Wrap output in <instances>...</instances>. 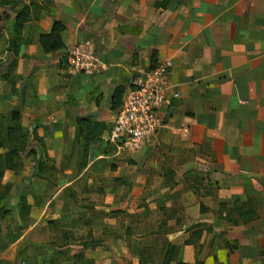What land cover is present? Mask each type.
I'll list each match as a JSON object with an SVG mask.
<instances>
[{"label": "crops", "instance_id": "0c3cea01", "mask_svg": "<svg viewBox=\"0 0 264 264\" xmlns=\"http://www.w3.org/2000/svg\"><path fill=\"white\" fill-rule=\"evenodd\" d=\"M37 3L48 7L38 24L44 33L54 21L66 25L64 50L43 52L39 36L18 50L28 71L22 87L48 88L36 101L28 90L24 102L23 93L24 106H50L63 133L54 138L61 140L58 145L44 138L51 141L50 153L64 151V137L81 141L78 119L107 125L98 135L106 139L115 89H129L135 66L171 61L168 82L179 97L162 112L164 127L154 142L131 155L137 165L128 166L119 154L107 162L110 155L83 143L89 158L62 184L67 194L38 198L31 215L36 221L13 244L46 239L38 234L42 225L37 227L48 214L49 224L65 231L66 247L76 244L71 239L76 231L89 234L79 246L84 264H158L156 253L166 261L169 245L178 248L170 264H264V0ZM88 38L99 59L95 72L67 74L62 64L67 50ZM83 181L84 193L78 194L74 190ZM105 232L116 235L105 241ZM104 243L111 258L94 245Z\"/></svg>", "mask_w": 264, "mask_h": 264}, {"label": "rangeland", "instance_id": "374dc122", "mask_svg": "<svg viewBox=\"0 0 264 264\" xmlns=\"http://www.w3.org/2000/svg\"><path fill=\"white\" fill-rule=\"evenodd\" d=\"M32 2L38 4V0H0V17H3L4 24V29L0 36V155L16 147L23 146L25 150L14 161L17 165V170L2 168L4 169V177L0 182V195H7L8 197H5L3 204L9 210V214L2 223L0 231V264H84V247L80 248L79 246H83L84 244L82 243L90 240L88 237L89 234L81 230H78V232L76 231V235L73 234L71 238L76 244L69 245L70 248L66 247L62 242L65 231L61 230L62 228L59 230L58 226H51L49 221H53V218L48 214H45L40 219V224L37 227V231H40L39 227L42 225V230L38 234L45 235L46 239L40 238L41 242L36 243V241H34L35 243L32 242L33 245H27L24 240L17 242V245L13 244L20 239V231L24 232L25 229L36 221L34 220L35 215H31L39 204L38 201L42 200L45 202L48 198L60 191L61 197L66 195L68 188L61 190L62 184L80 173L81 168H78L79 165L84 159L89 158V153L85 152L83 148V143H85L83 138L77 143L72 141L71 138L68 139L64 137V151L61 153L59 151L50 153L47 150V144H51V141L46 144L44 138L53 139V143L58 145L61 143V140H54V138L57 134H63L62 131H57L60 127L58 123L54 121L50 106L49 108L45 106L40 109L36 108L35 110L28 108V106L25 107L22 102L21 95L23 93L25 94L24 102H27L26 95L28 94V90L31 91L28 98H34L36 101L37 95H41L42 90L44 92V90L48 89L42 87L39 89V87L37 88L38 90H36V87L31 86V84L22 87L23 83L21 82L24 81L28 75L26 63L20 60L23 57H19V52L14 54L16 48L14 49L10 44L13 37L11 25L15 12L24 6L30 5ZM46 9H48V7H41L39 5L30 9L31 18L23 27V29L26 28V31H28L29 36L25 42L22 38L24 34V30L22 29L19 42L24 48L27 44L32 43L31 38L35 40L37 36L40 37V35L44 33L43 27L38 24L40 23L41 15ZM89 39L91 38L81 40ZM26 48H29V46ZM62 64L67 74L72 76L78 75V73H69V67L67 68V55H65ZM70 69L74 68L70 67ZM34 75L33 72L31 78L34 77ZM15 112L20 114V120L17 123L14 121ZM14 127L17 128V141L10 142L7 131L9 128ZM34 132L44 140L43 145L30 137V134ZM90 145H93L96 149L102 150L101 153L105 152V154L110 155L111 158H109L107 162L112 163L117 160V158L119 159L117 148L107 142L105 138H100V140H96ZM116 153L117 156L114 157ZM119 156L123 158L121 160L127 163L128 166L137 165V161L132 159L131 154L124 153L119 154ZM39 163H42V167ZM70 170H73V174H70ZM130 171H132V169H129V172ZM84 181L82 185L78 186V189L74 190L75 192L78 191V194L84 193ZM99 182H102V180H99L97 183ZM39 184H42V190H40ZM7 186H10V188ZM96 191L102 193L100 185H96ZM126 192L132 193V190L130 191L127 185ZM21 195L26 196L28 204L32 203L29 213H26V210H23V212L21 211V213L19 210L20 198L18 197ZM104 201V198L98 197L96 202L104 205ZM112 234L116 235L115 233L105 232L103 234L104 238L102 239L106 241ZM36 236L34 238H36ZM97 237H99V235L93 237V242L96 241L95 238ZM94 245H101L98 249L103 250L104 255L111 258L112 250L109 244ZM94 249L97 250L95 246ZM89 253H92V251H89ZM156 256L158 257V264H165L163 259L160 258V260H158L160 257L159 252L156 253ZM179 263L180 262L177 264Z\"/></svg>", "mask_w": 264, "mask_h": 264}, {"label": "built area", "instance_id": "2783aa9c", "mask_svg": "<svg viewBox=\"0 0 264 264\" xmlns=\"http://www.w3.org/2000/svg\"><path fill=\"white\" fill-rule=\"evenodd\" d=\"M98 64L92 39L81 40L67 50L70 74L93 75ZM172 66L171 61H166L155 67H133L131 86L125 91L106 136L118 154H135L152 144L164 127L162 112L179 97L178 93L172 92L168 82Z\"/></svg>", "mask_w": 264, "mask_h": 264}, {"label": "trees", "instance_id": "16d2710c", "mask_svg": "<svg viewBox=\"0 0 264 264\" xmlns=\"http://www.w3.org/2000/svg\"><path fill=\"white\" fill-rule=\"evenodd\" d=\"M37 6L38 4L32 2L30 5L24 6L14 14V18L12 20V25H11V31L13 37L11 39L12 41L10 42L12 47L14 49L16 48L14 54L18 53V50L20 49L19 42H20L21 31L24 27V24L28 22L31 18L30 9L35 8ZM3 29H4L3 17H0V36L1 33L3 32ZM65 30H66V25L63 21H54L50 33L47 34L42 33L39 37V43L43 52L54 53L57 51L64 50L66 48L63 39ZM152 62L154 65L157 63L155 54L152 57ZM124 94H125V90L123 88L117 87L115 89L111 102L112 109L115 111V113L121 106ZM19 120H20V114L18 112H15L14 121L17 123L19 122ZM76 123L78 125V131H79L78 137H82L86 145H89L92 142L99 140L98 135H100L103 131L108 129L107 125L98 122H91V120L89 119H78ZM16 132H17V128L15 127L8 129L7 134L10 142L17 141ZM30 137H32L34 140H37L38 143H41L43 145L44 140L40 138L36 134V132L30 134ZM23 151L25 150L23 146H21V147H16L14 149H10L6 153L0 155V182L4 177V171H3L4 169L17 170V165L14 161L17 157L21 155ZM39 165H41L42 167V163H39ZM7 187L10 188V186ZM5 197H7V195H2V194L0 195V231L2 228L1 227L2 223L6 220L9 214V210L3 204ZM18 198H20V204H19L20 212L26 210V213H29L31 206L28 204L26 196L21 195ZM231 243L232 242H227L226 245L227 246L234 245L235 247L238 248V244H231ZM177 254H178V248L174 245H169V249L165 257L166 258L165 264H170L172 260H175ZM179 264H183V262H180Z\"/></svg>", "mask_w": 264, "mask_h": 264}]
</instances>
